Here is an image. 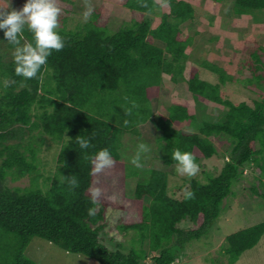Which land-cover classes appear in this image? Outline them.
<instances>
[{
	"label": "trees",
	"instance_id": "obj_1",
	"mask_svg": "<svg viewBox=\"0 0 264 264\" xmlns=\"http://www.w3.org/2000/svg\"><path fill=\"white\" fill-rule=\"evenodd\" d=\"M145 3L148 8L142 7ZM123 4L143 14H158L160 9L154 0H125ZM170 4L169 13H162L153 28L150 20L144 19L110 33L92 14L75 29L56 30L65 46L52 52L33 79L16 76L13 56L0 53V264H35L24 255L33 238L98 264H173L187 243L200 239L218 220L225 200L234 194L232 188L249 164L259 172L250 190L264 200V192L256 188V183L264 188L261 56L251 54L258 99L251 106L225 99L221 87L234 78L223 69L202 64L218 76L217 84L199 79L195 67L186 70V50L192 38L182 37L178 27L193 19L194 9L182 1ZM4 7L0 0V9ZM233 9L237 15L262 10L264 0H234ZM262 29L264 33V25ZM154 40L164 47L154 45ZM30 41L32 35L25 28L21 44ZM14 47L0 30V49L10 54ZM259 48L264 54V48ZM163 76L174 84L186 83L190 99L173 102L166 117L153 119L150 100L158 94ZM195 104L221 112L200 121L196 131L185 132L182 127L197 122ZM148 122L155 126L154 144L165 167L176 165L174 149L192 153L199 165L218 155L215 142L228 144V157L219 174L203 173L204 182L195 178L185 182L187 187L179 188L183 191L180 199L167 193V171L147 168L140 180L137 171L128 175L127 164L121 160L122 136H138L137 127ZM34 133L60 143L55 171L45 184L39 183V148H34L32 141L21 143L26 136L34 138ZM79 137L89 140L92 147L81 149ZM105 148L114 167L93 174L92 158ZM73 175L78 182L75 188L66 181ZM25 177L30 179L28 186L10 188L6 184L8 178L15 182ZM129 177L137 178L132 197L126 194ZM94 187L100 188L102 195L99 210L89 215L88 210L96 207L90 195ZM186 188L194 192V199L184 198ZM108 209L124 212L119 228L135 231L137 244H146L147 250L130 248L124 253L116 249L120 244L113 249L103 242L100 233L106 227ZM182 222L190 227H178ZM263 235L264 221L227 236L220 249L223 264H234ZM148 253L155 255L147 260Z\"/></svg>",
	"mask_w": 264,
	"mask_h": 264
},
{
	"label": "rangeland",
	"instance_id": "obj_2",
	"mask_svg": "<svg viewBox=\"0 0 264 264\" xmlns=\"http://www.w3.org/2000/svg\"><path fill=\"white\" fill-rule=\"evenodd\" d=\"M5 3V10L20 11L27 0H1ZM125 0H57L61 8L59 17V29H75L83 25V13L86 10V4H90L94 11L92 14L97 16L98 23H104L110 33L118 31L122 25L149 19L152 28L160 21L162 13H169V8L160 6L158 14H146L133 12L123 4ZM156 3L157 0H154ZM179 1L186 2L194 9L193 19L179 24V30L182 37L192 38V44L186 50L188 55L186 61V70L195 67L199 72V79L210 84L218 83V76L202 67L203 63H210L223 69L225 73L234 78V81L221 87L224 92V98L234 103L245 102L252 105L253 100L258 99L257 87L254 81L253 59L251 54L256 52L261 56L264 64V9L251 11L248 14H234V0H170V3ZM221 1V2H220ZM159 4V3H158ZM160 5V4H159ZM3 8V9H4ZM153 44L158 47H164V43L154 40ZM2 46L3 43L1 44ZM4 51L7 53L5 47ZM14 51V50H13ZM13 51L6 54L0 49V53L5 57L13 56ZM258 74L263 72L257 71ZM187 76V74H185ZM249 80L252 82L250 85ZM250 86V87H249ZM264 88V82H262ZM190 99V93L187 90L186 83H172L167 76L162 77V83L157 95H153L150 100L153 119L160 115L166 117L168 107L173 102L187 101ZM195 116L197 122L191 127L184 126L183 131H196L200 121L210 120L212 117L220 114V109L211 106L195 104ZM139 135L123 134L122 148L120 150L121 160L127 164L126 173L132 174L134 171L140 173V179H143L144 171L148 169H160L169 172L167 193L174 199H180L183 191L179 188L187 187L185 182L195 178L204 182V174L208 173L217 176L228 157V144L219 145L215 142L218 155L210 160H203L199 164V173L188 178L181 176L176 172V165L165 167L159 161L160 153L156 152L154 144L156 137L155 126L151 123H145L137 127ZM34 138L25 137L21 143L26 145L32 141L34 148H39L37 153L38 169L42 176L39 183H46L56 168V157L60 149V143L53 141L46 135L33 134ZM40 139H43L42 142ZM41 142V143H40ZM40 143V145H39ZM144 143L149 147V151L141 153V167H136L131 160L137 153L138 145ZM259 175L258 170L249 164L244 167L243 178L233 186V195H230L224 202L221 215L214 222L208 232L198 240L186 244L173 264H223L225 258L220 255V249L223 246L227 236L255 224L264 221V200L256 196L250 190L253 186V179ZM136 177L126 179V194L133 196ZM264 182V179H263ZM7 186L25 187L30 184V179L25 177L19 181L12 182L7 179ZM257 191L264 192V188L258 186ZM148 203V200H145ZM124 212L120 210L108 209L106 213V227L100 233L103 242L113 249L116 244L120 247L116 249L126 253L130 248H143L147 250L146 244L139 246L137 244L138 236L133 230L122 231L119 225L124 221ZM180 228L190 227V223L182 222L178 225ZM24 255L35 264H98L82 255L68 253L60 249L57 245L44 241L39 238H33L24 251ZM155 253H148L147 260L153 257ZM234 264H264V235L259 242L250 250L245 251Z\"/></svg>",
	"mask_w": 264,
	"mask_h": 264
},
{
	"label": "clouds",
	"instance_id": "obj_3",
	"mask_svg": "<svg viewBox=\"0 0 264 264\" xmlns=\"http://www.w3.org/2000/svg\"><path fill=\"white\" fill-rule=\"evenodd\" d=\"M163 8H170V0H157ZM142 7L148 8V5L142 4ZM93 7L86 4L83 20L88 22L91 18ZM148 14V13H146ZM61 8L58 6L57 0H27L20 11H7L0 9V30H4V37L9 44L14 45L13 59L15 63L14 72L16 76L25 80L36 78L38 73L47 65L48 57L53 51L59 52L63 50L64 40L56 31L59 28V17ZM25 28L32 35V41L21 44ZM77 142L81 149L92 147L89 140L79 137ZM150 149L144 144L138 145V150L131 163L136 167H141V153H146ZM172 160L176 162V172L181 176L192 178L199 171V165L196 163L192 153L179 148L174 149ZM93 174H99L105 169L114 167L115 161L108 149H101L95 153L92 158ZM62 180H65L61 177ZM73 188L78 186L75 176H71L66 180ZM92 204L96 207L90 208L89 215H95L99 210V198L102 195L100 188L90 189ZM195 194L187 188L184 190V198L186 200L194 199Z\"/></svg>",
	"mask_w": 264,
	"mask_h": 264
}]
</instances>
